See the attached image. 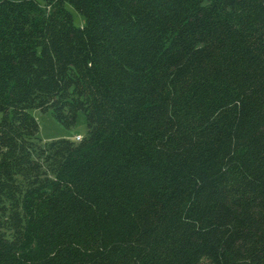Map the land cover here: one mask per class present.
<instances>
[{
	"label": "trees",
	"instance_id": "1",
	"mask_svg": "<svg viewBox=\"0 0 264 264\" xmlns=\"http://www.w3.org/2000/svg\"><path fill=\"white\" fill-rule=\"evenodd\" d=\"M0 264H264V0H0Z\"/></svg>",
	"mask_w": 264,
	"mask_h": 264
},
{
	"label": "rangeland",
	"instance_id": "2",
	"mask_svg": "<svg viewBox=\"0 0 264 264\" xmlns=\"http://www.w3.org/2000/svg\"><path fill=\"white\" fill-rule=\"evenodd\" d=\"M66 8H69L74 24L81 27L85 22L83 17L70 5H67ZM29 113L36 119L39 128L37 135L44 142L59 138H69L76 141V134H80L83 138L87 134L88 126L86 125L85 113L82 111L78 112L76 121L71 128L58 123L49 110L43 112L39 109H29Z\"/></svg>",
	"mask_w": 264,
	"mask_h": 264
},
{
	"label": "built area",
	"instance_id": "3",
	"mask_svg": "<svg viewBox=\"0 0 264 264\" xmlns=\"http://www.w3.org/2000/svg\"><path fill=\"white\" fill-rule=\"evenodd\" d=\"M76 139H77V140H80V136H77Z\"/></svg>",
	"mask_w": 264,
	"mask_h": 264
},
{
	"label": "crops",
	"instance_id": "4",
	"mask_svg": "<svg viewBox=\"0 0 264 264\" xmlns=\"http://www.w3.org/2000/svg\"><path fill=\"white\" fill-rule=\"evenodd\" d=\"M75 136H76V137H77V136H80V137H82L80 134H76Z\"/></svg>",
	"mask_w": 264,
	"mask_h": 264
}]
</instances>
